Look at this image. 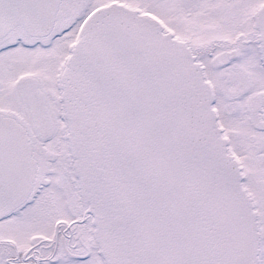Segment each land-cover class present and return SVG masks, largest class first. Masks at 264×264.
<instances>
[{
  "label": "snow or ice",
  "instance_id": "6c2138e0",
  "mask_svg": "<svg viewBox=\"0 0 264 264\" xmlns=\"http://www.w3.org/2000/svg\"><path fill=\"white\" fill-rule=\"evenodd\" d=\"M0 264H264V0H0Z\"/></svg>",
  "mask_w": 264,
  "mask_h": 264
}]
</instances>
